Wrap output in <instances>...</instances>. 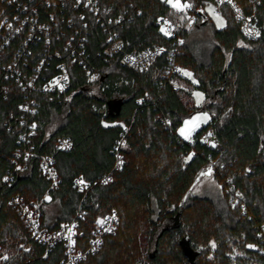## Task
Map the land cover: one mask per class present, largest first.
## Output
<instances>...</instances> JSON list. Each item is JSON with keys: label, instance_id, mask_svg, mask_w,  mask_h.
<instances>
[{"label": "trees", "instance_id": "obj_1", "mask_svg": "<svg viewBox=\"0 0 264 264\" xmlns=\"http://www.w3.org/2000/svg\"><path fill=\"white\" fill-rule=\"evenodd\" d=\"M100 2L112 14L130 12L132 17L118 27L127 49L157 44L174 53L158 55L147 70L130 69L120 65L117 56H103L104 33L95 23L89 25L85 57L100 71L99 78L90 81L81 65H71L70 87L39 94L32 116L37 152L53 153L61 136L72 142L68 151L54 154L58 183L41 208L42 227H60L81 205L86 212L78 238L83 248L98 216L118 215L116 233L105 236L100 250L78 264H264L259 251L264 246V0L257 8L256 39L245 38L224 7L223 28H216L206 16L181 34L179 45L157 29V18H178L167 0ZM236 2L246 12L251 9L249 0ZM4 6L0 0V8ZM68 14L65 9L59 19ZM206 29L210 37L201 36ZM169 62L190 71L196 83L165 77ZM173 82L179 85L177 90L172 89ZM7 83V97L0 100V254L7 257L3 264H62L61 244L42 256V244L8 203L14 194L26 202L43 196L49 181L38 160L20 158L24 169L9 185L1 183L2 176L13 170L8 158L17 147V131L8 130L5 123L18 113L21 101L17 83ZM195 89L206 101L201 107L193 103ZM103 105L104 117L98 112ZM199 110L210 118L185 141L177 128ZM204 132L219 145L202 142ZM122 137L120 165L114 168L116 140ZM212 162L220 194H189L197 172ZM78 178L92 184L83 201L74 188ZM49 203L56 210L51 221L45 209Z\"/></svg>", "mask_w": 264, "mask_h": 264}, {"label": "built area", "instance_id": "obj_2", "mask_svg": "<svg viewBox=\"0 0 264 264\" xmlns=\"http://www.w3.org/2000/svg\"><path fill=\"white\" fill-rule=\"evenodd\" d=\"M2 1L13 9L10 10L7 6L0 8V100L7 97L9 92L7 82L13 80L21 93V101L17 106L18 113L11 115L5 123L8 130L17 131V147L8 158L13 164V170L2 176L1 183L9 185L15 173L24 169L20 158L35 157L38 160L40 171L49 181L43 196L38 201L26 202L22 196L14 194L8 203L21 216L35 239L42 244L44 249L42 256L59 243L63 248L62 264H78L88 254L100 250L105 236L116 233L119 219L115 212L98 216L92 225V234L83 248L78 238L86 212L81 205L74 217L60 227L53 230L42 227L41 208L49 199V192L55 189L58 183L54 154L58 151H68L72 142L69 137L61 136L54 143L53 153H40L34 149L36 122L32 116L37 111V97L41 93L67 90L70 87L69 67L75 63L82 66L88 80L95 81L99 78L100 71L90 67L85 57L84 43L91 23L98 25L104 33L103 56L105 58L117 56L118 63L127 68L147 70L158 55L166 51L174 52L157 44L127 49L119 35L118 27L124 19L132 17L130 12L124 9L121 13L112 14L100 0ZM178 1L179 4L175 7L178 18L161 16L156 19L158 31L170 39L173 45L181 43V34L185 30L206 19L209 8L224 17L223 8L227 7L239 23L240 31L245 38L256 39L259 36L256 33L260 34L257 16L260 0H249L251 9L248 12L236 0H208L204 3L198 0ZM65 9L69 13L68 16L65 20L62 17L59 19L58 15L63 14ZM63 23L65 27H62ZM162 28L164 31H161ZM12 45L15 47L12 48ZM173 76L185 77L184 68L169 62L165 77L170 79ZM178 88L179 85L173 82L172 89ZM98 112L104 117L106 107L103 105ZM163 121L168 123L166 118ZM200 140L206 145H219L209 132L202 133ZM123 144V137L116 140L114 168L120 165L119 149ZM107 177L108 174L99 181ZM74 188L82 195L83 201L92 184L78 178L74 182ZM259 251L264 253V246L260 247ZM4 260L5 255L0 254V264H3Z\"/></svg>", "mask_w": 264, "mask_h": 264}, {"label": "rangeland", "instance_id": "obj_3", "mask_svg": "<svg viewBox=\"0 0 264 264\" xmlns=\"http://www.w3.org/2000/svg\"><path fill=\"white\" fill-rule=\"evenodd\" d=\"M169 4L171 5L177 4L178 6L179 1L172 0V3H169ZM208 16L213 21L216 28H223L225 26V23H226L225 18L223 16H220L212 12L210 8L208 9ZM198 35L199 33L195 34V36H198ZM201 36L210 37L209 30L206 29L205 32L201 33ZM185 73H190V76L185 75ZM184 75H185V78H188L192 82L196 83V80L192 76V73L185 68H184ZM197 93L200 94L199 97L196 95ZM192 100H193L194 105L197 107L199 106L201 107L202 105L206 103L202 92L197 89L192 91ZM209 118L210 116L207 111L199 110L182 120V122L177 128V133L183 140L190 141L193 138L195 132L198 129H200L201 126L206 124ZM212 165H213V162L203 165L200 168V170L197 172L194 178L192 185L187 191L189 194L199 195V196H209V197H216L220 194L221 187L217 183L215 178L213 177L212 168H211ZM202 173L204 175H202ZM231 188H232V185H230L229 189ZM236 195H238V193H236ZM45 209H46V213L48 215L49 221H51V219L55 217V214H56L54 204L49 203Z\"/></svg>", "mask_w": 264, "mask_h": 264}, {"label": "snow or ice", "instance_id": "obj_4", "mask_svg": "<svg viewBox=\"0 0 264 264\" xmlns=\"http://www.w3.org/2000/svg\"><path fill=\"white\" fill-rule=\"evenodd\" d=\"M168 2H169V3H172V0H168ZM187 6H190V5H184V7H187ZM173 7H177V4H173ZM161 31H164V29L162 28ZM165 34H167V33H165ZM249 34H251V33H249ZM256 34L259 35L258 32H257ZM185 75H189V76H190V73H185ZM57 83H58V82H57ZM196 95H197L198 97L200 96L199 93H197ZM209 135H211V133H209ZM202 175H204V174L202 173ZM82 182H83V181H77V183H82ZM105 182H107V181H105ZM46 199H48V197H46ZM97 243H99V242H97ZM213 247H215L214 244H213ZM5 259H7V257H5Z\"/></svg>", "mask_w": 264, "mask_h": 264}, {"label": "water", "instance_id": "obj_5", "mask_svg": "<svg viewBox=\"0 0 264 264\" xmlns=\"http://www.w3.org/2000/svg\"><path fill=\"white\" fill-rule=\"evenodd\" d=\"M103 79V76L100 78V80H102ZM112 103L111 102H108V107L109 108H111L112 107V105H111ZM116 110H118L117 108H116Z\"/></svg>", "mask_w": 264, "mask_h": 264}]
</instances>
